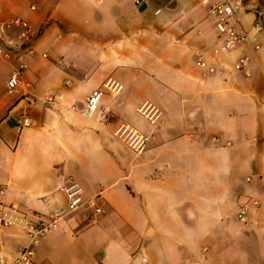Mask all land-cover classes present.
Returning a JSON list of instances; mask_svg holds the SVG:
<instances>
[{
    "label": "crops",
    "instance_id": "obj_1",
    "mask_svg": "<svg viewBox=\"0 0 264 264\" xmlns=\"http://www.w3.org/2000/svg\"><path fill=\"white\" fill-rule=\"evenodd\" d=\"M243 1L238 26L253 36L264 0ZM215 2L0 0V36L16 35L5 26L15 17L34 32L31 52L0 59L6 202L46 219L66 208L72 179L107 208L66 215L35 247L37 264H264V32L258 50L217 53ZM245 57L250 76L235 68ZM109 78L122 90L102 98L106 117L83 115ZM145 102L160 109L157 122L139 113ZM24 118L32 125L21 128ZM122 123L148 138L142 153L115 136ZM248 199L260 207L243 224ZM0 239L10 259L29 244L18 227Z\"/></svg>",
    "mask_w": 264,
    "mask_h": 264
},
{
    "label": "built area",
    "instance_id": "obj_2",
    "mask_svg": "<svg viewBox=\"0 0 264 264\" xmlns=\"http://www.w3.org/2000/svg\"><path fill=\"white\" fill-rule=\"evenodd\" d=\"M243 8V0L234 2L231 0H216L212 6L210 15L215 20L217 31L223 40V44L216 51L217 53L232 51L244 42L250 43L256 50L260 49L261 46L257 38L264 32V11L259 9L255 10V22L253 26L255 35L251 36L248 31L238 26L239 13ZM5 26L7 28H16L17 33L10 38H5L3 35L0 36L2 39L0 41V59L9 56L12 52H17L21 55L32 51L34 32L27 20L21 17H15L10 19ZM197 65L210 72H215V69L209 67L203 57L198 59ZM235 68L246 76H250L249 58L239 59L235 64ZM20 84L21 73L16 70L8 80L9 91H17ZM121 90L122 85L119 82L112 78L107 79L101 88L93 90L88 95L82 109V114L91 117L97 113H101L102 117H106L105 110L101 108L102 98L106 94L116 97L120 94ZM138 111L152 123L157 122L161 116L160 109L149 102H145ZM31 125L30 118L22 119L21 128ZM114 134L117 138L126 142L136 154H140L146 149L148 138L126 123H122L115 130ZM62 189L67 197L66 208L57 209L50 213L46 219H43L40 216L31 215L33 218L29 214L21 212L16 205H8L5 200L8 188L5 186L0 187V235L4 229L18 227L24 231L29 242L26 247L22 248L10 259L2 248L0 239V264H37L35 247L39 245L42 237L58 229L61 221L71 212L86 207L93 216L106 213L107 208L103 197L96 195L86 199L84 190L77 181L68 179ZM258 207H260V202L257 199L246 200L240 205L237 215L238 220L243 224H247L250 213Z\"/></svg>",
    "mask_w": 264,
    "mask_h": 264
}]
</instances>
